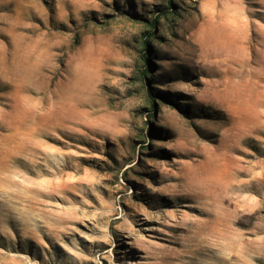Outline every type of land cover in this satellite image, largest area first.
Listing matches in <instances>:
<instances>
[{
	"label": "rangeland",
	"instance_id": "374dc122",
	"mask_svg": "<svg viewBox=\"0 0 264 264\" xmlns=\"http://www.w3.org/2000/svg\"><path fill=\"white\" fill-rule=\"evenodd\" d=\"M0 264H264V0H0Z\"/></svg>",
	"mask_w": 264,
	"mask_h": 264
},
{
	"label": "trees",
	"instance_id": "16d2710c",
	"mask_svg": "<svg viewBox=\"0 0 264 264\" xmlns=\"http://www.w3.org/2000/svg\"><path fill=\"white\" fill-rule=\"evenodd\" d=\"M165 12L166 11H163L162 13L165 14ZM156 24H157V18H154V19H152L150 21V27L153 30L155 29ZM154 31H148L147 34L145 35L143 41H142L141 50L144 53V56L142 57V61L144 62L145 67H144V69L139 71V79H140V81H142L143 86L145 87V89L147 91V98H148L147 101H148V103H150L152 105L151 108H152L153 111L149 110V115L147 117L149 119H152V118L155 117V111H154V106H153V100H155V99H154V96H153V93H152V90H151L152 88L149 87V85H148L149 81H148L147 76H146L148 74H151V70L149 68L151 64L148 62V57L149 56H148L147 52H149L148 48H149L150 41H151V39L154 36ZM146 56H148V57H146Z\"/></svg>",
	"mask_w": 264,
	"mask_h": 264
}]
</instances>
